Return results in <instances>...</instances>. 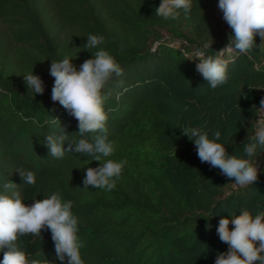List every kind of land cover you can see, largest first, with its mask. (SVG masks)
I'll use <instances>...</instances> for the list:
<instances>
[{
	"label": "trees",
	"instance_id": "1",
	"mask_svg": "<svg viewBox=\"0 0 264 264\" xmlns=\"http://www.w3.org/2000/svg\"><path fill=\"white\" fill-rule=\"evenodd\" d=\"M160 2L0 0V194L13 182L28 205L54 192L72 201L84 264H214L228 250L219 220L264 210V151L252 158L258 180L241 187L201 163L182 132L200 127L212 138L219 131L217 142L230 155L247 158L243 146L264 98V45L257 36L248 53L226 52L230 80L213 90L196 71L195 54L203 48L215 57L232 36L209 13L218 0H192L191 12L180 10L176 20L156 16ZM89 34L104 36L100 47L123 69L102 90L107 136L116 146L107 159L127 161L110 192L83 188L86 168L100 162L75 152L57 159L46 146L47 135L63 131L65 148L97 135L81 137L78 121L51 100L52 61L68 57L79 70L99 50L83 48ZM32 71L44 81L42 95L28 92L23 75ZM18 170L34 172L36 183L24 184ZM18 244L29 260L67 264L56 259L49 230Z\"/></svg>",
	"mask_w": 264,
	"mask_h": 264
},
{
	"label": "clouds",
	"instance_id": "2",
	"mask_svg": "<svg viewBox=\"0 0 264 264\" xmlns=\"http://www.w3.org/2000/svg\"><path fill=\"white\" fill-rule=\"evenodd\" d=\"M192 0H161L155 8V14L164 20H176L180 10L185 15L192 9ZM218 8L223 13V20L232 29L229 43L216 56L207 55L205 50L198 49L195 59L196 71L215 90L228 84V61L224 59L226 52L233 49L240 53H248L257 47L256 37L260 45H264V0H218ZM105 42L102 35L89 34L83 45L85 50L99 49L92 52V58L86 59L77 70L65 57L60 61H52L49 74L54 78L51 100L67 110L69 115L78 121V134L84 137L88 133H97L94 142L80 139L70 141L67 148L64 142L67 134L47 135L46 146L50 156L63 158L65 153H80L91 157V161L100 162L99 167H87L82 181L84 189H100L112 191L122 175L126 160L114 161L111 157L116 146L108 139L106 122L108 116L104 109L107 96L102 90L115 76H122L123 69L113 55L100 47ZM207 47V46H205ZM28 92L43 94L44 81L33 71L23 75ZM264 113V98L257 108ZM255 121V132L247 137L243 152L247 158L229 154L220 142L221 133L216 131L212 138L200 127H185L183 134L193 141L201 163H208L220 170V173L241 187L253 185L261 171L257 160L259 151H264V116ZM59 122L58 119L54 118ZM60 123V122H59ZM63 130V129H62ZM24 184L34 185L35 174L32 171L18 170ZM4 194H0V253L3 259L0 264H54L49 260L28 259L25 251L18 244L19 237L31 234L41 236L42 230H49L55 246L56 259L67 264H84L80 248L83 244L78 239V218L73 214V202L62 201L59 192L48 198L36 199L30 205L22 201L16 184L3 185ZM10 193V194H9ZM233 225L230 230L229 225ZM219 239L228 246L226 252H218L214 264H264V210L253 215L249 210H242L239 215L230 214L219 220L216 229Z\"/></svg>",
	"mask_w": 264,
	"mask_h": 264
},
{
	"label": "rangeland",
	"instance_id": "3",
	"mask_svg": "<svg viewBox=\"0 0 264 264\" xmlns=\"http://www.w3.org/2000/svg\"><path fill=\"white\" fill-rule=\"evenodd\" d=\"M209 13L211 15V18L215 22L216 25H222L225 21L223 20V13L222 11L218 8V6L215 7H210L209 8ZM1 24V23H0ZM70 28L68 25H66V32L69 31ZM168 35L164 33V37H167ZM259 116H264V113H259ZM257 118V121L259 120V117Z\"/></svg>",
	"mask_w": 264,
	"mask_h": 264
}]
</instances>
